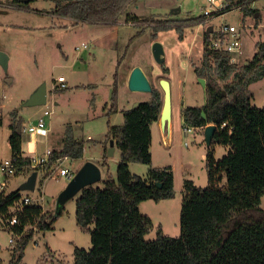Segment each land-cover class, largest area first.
Segmentation results:
<instances>
[{
  "label": "rangeland",
  "instance_id": "obj_1",
  "mask_svg": "<svg viewBox=\"0 0 264 264\" xmlns=\"http://www.w3.org/2000/svg\"><path fill=\"white\" fill-rule=\"evenodd\" d=\"M244 2L249 3L250 9L257 10L256 15L245 17L244 10L236 9L217 19L204 21L201 18L206 5L203 0H142L131 8V14L139 18L138 22L122 18L113 25H94L75 24L71 19L54 15L56 0H34L24 9L18 8L13 0H0V52L9 57L7 70L0 64V117L4 120L3 127H0V163L10 159L8 123L12 121L14 111L21 120L22 132L26 126L36 125L44 118L47 128L53 127L56 131H66L70 126L75 138L84 144L82 158L62 160L47 179L42 181L44 172L40 174L34 191L22 192L23 195L29 193L33 202L56 217L53 230L36 232L25 250L22 264H39L40 261L73 264L76 248H92L91 235L76 223L80 193L67 201L61 211L58 210V196L69 182L52 177L60 168H68L75 175L88 161L103 166L105 159L103 178L91 186L104 188L108 171L116 178L121 153L116 149L114 156H109V150L107 156L105 154V149L110 148V127L123 125L125 111L153 99L152 92L131 90L127 79L135 67L144 71L152 87L161 91L163 98L160 81L167 79L171 82L173 113L169 126L163 128L160 121L151 125L152 164L132 163L130 171L147 179L152 168L171 166L175 159L178 163L176 181L174 176L175 197L160 202L149 199L140 204L141 214L148 216L154 224L146 239L155 240L160 232L172 238L181 236L182 202L185 181L190 179V173L181 167L180 161L191 164L195 184L202 188L209 186L202 157L204 149L208 148L204 132L192 128L193 133L186 134L182 112L191 106L203 107L207 101L206 90L199 82L195 68L202 65L204 36L210 26L217 28L222 23L241 26L242 63L252 60L256 45L264 42V0ZM190 20L197 21L190 23ZM178 24H184L183 38H180ZM154 25L171 27L156 33ZM153 34H157L156 40L165 47L163 64L154 59L152 49L156 40ZM59 77L65 78L67 88L57 82ZM180 81L182 89H178ZM43 84L47 85L48 103L26 105ZM116 85L118 110L111 113L110 103ZM175 89L183 91L181 99ZM249 89L252 105L264 108V78ZM46 110L52 111V115L46 116ZM170 131L174 143L166 147L163 136L168 138ZM23 137L26 141L29 138L25 133ZM44 140L39 139L38 147L42 150L39 155L53 147ZM26 156H30L29 153ZM28 176L8 177L0 170V186L3 188L0 194L8 195L17 190L19 183ZM222 185L226 186L225 179ZM260 207L264 208V197ZM4 221L0 219V260L1 264H9L13 248L10 239L14 236L1 226Z\"/></svg>",
  "mask_w": 264,
  "mask_h": 264
},
{
  "label": "trees",
  "instance_id": "obj_2",
  "mask_svg": "<svg viewBox=\"0 0 264 264\" xmlns=\"http://www.w3.org/2000/svg\"><path fill=\"white\" fill-rule=\"evenodd\" d=\"M33 1L13 0V3L24 9ZM140 1L56 0L52 13L75 24L113 25L122 18L138 22L131 8ZM243 10L245 17L257 13L249 4ZM196 21L190 20V23ZM169 27L154 25L156 33ZM177 27L183 38L184 24ZM153 38L156 40L157 34ZM209 41L205 33L202 65L195 68L197 76L206 80V104L184 108L182 116L185 127L201 129L215 124L218 129L208 147L209 186L202 188L192 180L185 181L181 236L172 238L160 232L155 240H147L146 235L154 224L140 211L144 201L160 202L175 197L172 167L152 168L147 179L130 171L132 163L152 164L151 125L159 122L163 106L161 91L153 87L151 102L125 111L123 125L110 127L108 140L113 139L121 153L116 178L108 174L104 188L89 186L80 192L76 223L91 235L92 248H76L73 264H264V208L260 207L264 197V108L252 105L249 89L264 78V42L256 45L252 60L235 65L228 55L210 49ZM117 105L116 85L109 111L116 113ZM203 111L206 118L202 117ZM11 118L9 143L12 157L19 158L14 176L44 172L43 181L59 161L83 157L84 144L75 138L69 126L63 147L51 152L46 166L33 170L22 150L23 132L18 113L12 112ZM216 146L229 149L219 160L214 157ZM108 149H105L106 156ZM103 165L106 166L105 159ZM224 179L226 186L222 185ZM22 198L19 189L8 195L0 194V219L5 220L1 226L14 236L9 264H22L25 250L36 232L53 230L56 220L33 202L17 213L18 224L8 227V220L16 214L12 208ZM39 264L54 263L40 261Z\"/></svg>",
  "mask_w": 264,
  "mask_h": 264
},
{
  "label": "water",
  "instance_id": "obj_3",
  "mask_svg": "<svg viewBox=\"0 0 264 264\" xmlns=\"http://www.w3.org/2000/svg\"><path fill=\"white\" fill-rule=\"evenodd\" d=\"M23 3H27L28 0H22ZM213 31V26H210L207 29V34L210 35ZM153 56L154 59L159 63L163 64L165 62V47L162 43L156 41L153 44ZM9 57L4 52H0V64L7 70L8 68ZM199 82L202 86L206 89V80L204 78H199ZM128 84L131 90L134 91H144V92H153V87L145 75L144 71L140 67H135L130 73ZM162 91L164 93L163 98V106L162 111L160 114V123L161 126L164 128L167 125H170L172 120V113H173V98H172V88L170 81L167 79H161L160 81ZM225 94V93H224ZM48 103V90L47 85L43 84L41 87L38 88L36 92H34L26 105L28 106H39V105H46ZM202 117L206 118V113L202 112ZM217 125L211 124L205 127L204 129V141L207 147H210L213 140L215 133L217 131ZM109 156H113L116 150L115 141L112 139L110 141V148ZM38 179V172H33L26 182H24L20 187L19 190L21 192H32L36 189ZM102 179V171L101 168L92 161L86 162L83 167L75 174L74 178L69 181L67 187L60 193L57 199V209L62 210L64 205L69 201L71 198L79 194L84 188L91 186L92 184L100 181ZM161 187V185H159ZM60 213V212H59Z\"/></svg>",
  "mask_w": 264,
  "mask_h": 264
},
{
  "label": "built area",
  "instance_id": "obj_4",
  "mask_svg": "<svg viewBox=\"0 0 264 264\" xmlns=\"http://www.w3.org/2000/svg\"><path fill=\"white\" fill-rule=\"evenodd\" d=\"M203 1L206 4L202 10L203 12L202 17L204 21L217 19L232 10H236V9L243 10V7L246 4H249L247 2H238V1L229 2L228 0H203ZM242 36L243 34H242L241 26L222 23L218 25L217 28L213 26V31L209 35L210 37L209 47L210 49L218 53L228 55L230 57V62L232 64L241 65L242 63L241 59L243 58ZM83 47H87V45L83 44ZM77 50H81V49L77 48ZM57 82L60 83L62 87L66 86L65 84L66 80L64 77L57 78ZM0 107H1V101H0ZM44 113L46 116L52 115V112L48 110H46ZM224 126H226V124H224L222 127ZM192 128L193 127H187V129L185 130L186 134L193 133V129L196 130V128L193 129ZM201 129L204 130L205 127ZM45 131H46V122L44 118H41L36 125L26 126L23 129V133L28 134L30 136H37L41 133L44 134ZM51 152L52 151L48 150L43 155L29 154L30 156H26V154H24V156L30 159V167L33 170H35V169L43 168L49 163ZM18 159H19L18 157H11L9 160L0 163V170L2 171V173H4L6 176L16 175L18 172L16 167V163L18 162ZM74 176L75 175L68 168H60L57 174L52 177V179L56 180L59 178H64L70 181L74 178ZM0 190H1V186H0ZM32 203L33 200L30 194L25 193L23 195V198L18 203V205L12 208V212H16V214L11 219L8 220V224H9L8 227L17 225L18 224L17 213L20 212L26 205H30ZM10 243H14V237L10 239Z\"/></svg>",
  "mask_w": 264,
  "mask_h": 264
},
{
  "label": "crops",
  "instance_id": "obj_5",
  "mask_svg": "<svg viewBox=\"0 0 264 264\" xmlns=\"http://www.w3.org/2000/svg\"><path fill=\"white\" fill-rule=\"evenodd\" d=\"M133 69V68H132ZM130 76V75H129ZM129 80V77H128V79H127V81ZM170 84H171V82H170ZM176 86H177V84H176ZM65 88H67V86H65ZM64 88V89H65ZM171 88H172V85H171ZM177 88H178V86H177ZM178 89H182V85H181V81L179 82V88ZM175 91L177 92V97H179V99H181V97H182V95H183V91L182 90H179V92L177 91V89H175ZM172 98H173V90H172ZM58 104V103H57ZM52 112V111H51ZM1 120H2V122H1V124H0V127H3V125H4V120H3V117H1ZM46 122V121H45ZM10 124H11V122L9 121V123H8V126H9V136H8V138H10V135H11V129H10ZM199 129V128H198ZM51 130H53V132L51 131ZM199 130H202V129H199ZM64 132H65V129H63V130H61V131H56L53 127H49V128H47V123H46V131H45V133L44 134H39V135H37V136H30V135H28L29 136V138H28V140L26 141L25 139H24V137H23V144H22V150H23V152L24 153H26V154H38V152H41L42 153V150H40V148L38 147V143H39V139H45L44 141H45V143H51L52 145H53V147H51L49 150L50 151H53V150H60L62 147H63V142H64ZM203 132H204V130H203ZM60 134H62V136H60ZM89 139H91V138H89ZM163 139H165V145H166V147H171L172 145H173V143H174V141H173V138H172V132L170 131V134H169V137L168 138H165L164 136H163ZM55 140V141H54ZM25 142L27 143V144H25ZM9 149H10V158L12 157V149H11V146H10V143H9ZM117 149V148H116ZM26 150H27V152H26ZM228 147H224V146H216L215 147V150H214V157H215V159L216 160H219V159H221L222 157H224L226 154H227V152H228ZM116 151V150H115ZM207 155H208V148L207 149H204V152L202 153V157H203V160L205 161V169H206V164H207ZM114 156V155H113ZM66 159H68V158H65V160ZM64 160V159H63ZM172 160H174V159H172ZM103 161H104V159H103ZM60 162H62V160L61 161H59V163ZM100 168H101V171H102V178H103V176H104V172H103V168H105L106 166H101L100 164H98V163H96ZM106 164H107V162H106ZM59 165V164H58ZM177 165H178V163H177V160L175 159L174 161H172V165H171V167H172V169H173V172H174V176H175V181H176V167H177ZM180 165H181V167L182 168H185V169H187V170H189V171H187L186 170V172H188V173H190V179L189 180H191L192 179V181L195 183V181H194V177L191 175L192 173V168H191V164L189 163H185L183 160H181L180 161ZM207 170V169H206ZM108 174H110V172L108 171V172H106V177H107V175ZM30 176V175H29ZM29 176H28V178H29ZM39 177H40V174H38V179H39ZM27 178V179H28ZM27 179L25 180H22L20 183H19V185L21 186L24 182H26L27 181ZM38 179H37V184H38ZM66 180V179H65ZM68 181V180H67ZM69 182V181H68ZM37 184H36V187H37ZM197 185V184H196ZM19 186V187H20ZM176 186V185H175ZM198 186V185H197ZM19 189V188H18ZM1 190H3V188H2V186H1ZM0 190V191H1ZM12 246H14V244H11ZM57 251V250H56ZM53 252H55V251H53ZM10 259H11V254H10V258H9V261H10Z\"/></svg>",
  "mask_w": 264,
  "mask_h": 264
},
{
  "label": "bare ground",
  "instance_id": "obj_6",
  "mask_svg": "<svg viewBox=\"0 0 264 264\" xmlns=\"http://www.w3.org/2000/svg\"><path fill=\"white\" fill-rule=\"evenodd\" d=\"M171 122H172V120H171ZM171 122H170V124H171Z\"/></svg>",
  "mask_w": 264,
  "mask_h": 264
},
{
  "label": "clouds",
  "instance_id": "obj_7",
  "mask_svg": "<svg viewBox=\"0 0 264 264\" xmlns=\"http://www.w3.org/2000/svg\"><path fill=\"white\" fill-rule=\"evenodd\" d=\"M211 125V124H210Z\"/></svg>",
  "mask_w": 264,
  "mask_h": 264
}]
</instances>
